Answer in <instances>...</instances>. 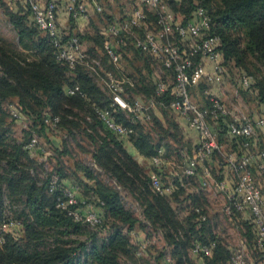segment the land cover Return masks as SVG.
<instances>
[{"label":"trees","instance_id":"trees-1","mask_svg":"<svg viewBox=\"0 0 264 264\" xmlns=\"http://www.w3.org/2000/svg\"><path fill=\"white\" fill-rule=\"evenodd\" d=\"M165 1L175 15L177 13L182 15V22L190 20L197 7H203L207 11L210 24L203 34L219 38L217 48L221 53L223 66L233 62L235 67L249 70L247 63L254 61L264 67V0ZM104 12L96 13L92 18L100 17ZM126 16H121L116 20L122 21ZM150 18L153 19V16L150 15ZM8 19L17 34L20 47L27 53L12 51L0 46V225L6 219L4 216V195L6 193L11 199L21 203V210L14 218L21 221L22 227L19 231L22 232V235H19L18 232L4 234L3 242L0 244V264H118L117 259L120 254L130 253L129 231L139 221L124 208L118 189L99 179H92V183H85L84 189L79 187L82 198L99 208L102 220L96 228L75 222L65 212L58 209L55 205L57 192L49 193L47 191L51 174L45 180L40 181L36 175L31 173L33 172L31 166L36 161L30 157L28 151L24 149V145L34 135L32 129L30 128L26 137L13 149H10L5 141L3 126L6 115L2 109V103L8 99L15 100L16 107L22 114L34 123L39 121L43 127H45L43 115L44 112H47L59 117L58 129L65 132V136L66 134L74 135L83 130L90 138L94 148L93 159L115 178L120 187L128 190L131 194L138 195L137 198L145 204L146 213L153 224H159L164 229L170 225L173 227L172 230H175L178 223L174 220L173 210L169 203L171 197L175 196L182 186L177 185L178 188L168 195L153 193L149 188V177L144 174L143 169L122 144V141L132 143L138 152L147 159L155 153L147 136L140 133L134 139L135 124L132 123L131 116L114 110H112V114L117 121L133 126V133L127 139H123L104 130L97 132V128L101 127V122L95 114L94 107L111 111L110 95L99 89L82 65L69 69L68 65L55 59L47 36L34 24L26 7L11 6ZM112 21L114 20H108L105 26ZM69 24L71 25L69 33L76 34L79 38L85 35L76 29L77 26L73 21H69ZM99 39L100 49L107 58L103 48L106 37L102 32L99 33ZM126 40L125 43H120L117 47L120 59L121 53L128 48ZM131 46L136 49L132 44ZM136 51L157 64V61L151 56L138 49ZM197 61L196 58L195 62L197 63ZM148 65L150 66L147 64L145 69H148ZM164 71L165 74L171 76V71ZM143 76L148 84L144 86L146 88L150 86L148 90L151 91L150 96L154 92V83L160 76L154 72ZM74 84L80 86L85 97L79 94L70 96L65 94V87ZM198 86L201 87V92L206 88L204 83ZM255 86L258 91L257 103L261 105L264 103V77L257 79ZM142 88L144 87L142 86ZM170 90L171 86L163 96L158 98L162 104V106H158L161 117L159 118L152 112L150 119L166 134L170 129L166 125L165 114L173 113L168 107V103L172 99ZM128 101H130L129 97ZM86 117H89L90 120H87ZM167 120L169 121L167 124L180 135L175 117L173 119L170 114V118ZM229 120V117H225L212 121L213 128L218 133L219 144L224 148L225 145H228L230 148L226 153L233 150L239 151L234 140L229 139L226 134ZM188 143L186 142L185 147L192 149L191 144ZM54 151L60 153L62 149L54 147ZM216 153L218 152L215 151L212 154L216 164H212L211 168L220 167L221 162L226 166L220 153L218 154L221 155V158L216 159ZM252 171L255 176L260 174L255 167H252ZM56 172L63 181V172L59 173L57 170ZM74 183L78 185L77 181ZM238 217L247 228L246 233L251 238V249H255L251 221L240 214ZM192 218L194 224L198 226L206 221L200 222L194 209ZM142 219L148 222L146 217ZM140 221L144 223L141 219ZM81 232L87 234L84 241L72 239L73 235ZM102 233H104L103 240L100 243L95 242L96 236ZM165 234V239L171 241L174 246L173 255L177 258L176 264H186L184 249L188 243V237L181 240L183 236L171 235L170 228ZM46 238L50 239V245L40 247L39 245ZM199 239L197 241L204 243L216 242V247L207 260L208 264H218V260L229 262L230 250H225L217 239L213 238L208 241L203 237H199ZM75 242L76 244H72Z\"/></svg>","mask_w":264,"mask_h":264},{"label":"built area","instance_id":"built-area-1","mask_svg":"<svg viewBox=\"0 0 264 264\" xmlns=\"http://www.w3.org/2000/svg\"><path fill=\"white\" fill-rule=\"evenodd\" d=\"M5 1L12 3L11 6L15 8L23 6L29 10L34 24L47 36L57 61L65 63L69 69L82 65L90 77L102 83L111 97L112 109L110 111L94 107V111L104 131L118 138L127 139L133 133V126L118 122L112 110L131 116L133 124L137 121L147 122L151 119L152 112L158 109V106H162L158 98L163 96L171 86L172 99L168 103L169 109L181 117L187 126L197 133L198 137L191 153L185 149L183 151L182 175L185 178H192L198 174L200 169L201 186L213 185L215 190L224 196L225 213H238L251 221L254 247L264 252V190L257 184L252 171V167H255L264 175V149L252 150L256 130H264V103L260 105V114L253 118L241 109H229L217 95L211 92L212 86L219 87L223 83L226 71L222 65L221 53L217 48L219 38L203 34L210 24V17L203 7H197L193 17L182 22L168 7L165 0H138L139 5L122 21H112L105 26L103 35L106 40L103 48L108 63L114 65L119 62L118 44L125 43V39L129 38L136 49L151 56L160 63L164 70L172 72L171 85L157 77L152 95L131 97L128 101L127 92L122 84L132 87L133 84L129 78L122 77L120 80L111 71H102L101 59L91 57L84 49L78 35L69 33L71 29L69 21L86 22L89 21L91 15L103 11L98 1ZM61 18L64 19V23ZM111 37L115 38V44L111 42ZM101 72L104 76H101ZM201 83L206 85L201 92L206 103L200 105L192 100L191 89ZM253 84L254 80L251 75L241 74L239 85L243 89H249ZM64 91L69 96L79 94L85 97V93L78 84L67 86ZM10 115L16 120L25 118L17 107L11 109ZM225 117L230 118L226 126V134L229 139L234 140L239 151L222 154L223 146L218 142V133L214 130L212 121ZM86 119L90 120L89 117ZM43 123L48 131L59 132L58 116L45 113ZM24 149L30 155L35 154L37 150H40L38 138L32 135L25 143ZM215 151L223 155L226 167L230 171L228 178L213 179L210 168L205 165L208 157L212 156ZM50 155L51 153L47 152L45 156ZM150 160L158 173H161L167 164L161 154L150 157ZM158 173L150 177V185L159 194L168 195L178 188L177 185L183 186L182 177L175 171H169L172 180L167 184L162 183ZM47 191L57 192L56 207L75 222L86 224L91 228H96L101 223L102 217L96 206L79 196V186L65 185L56 171L50 175ZM194 210L200 222L206 220V216L199 207H195ZM144 223L148 222L144 221ZM21 227L20 220L12 216L6 217L0 225V244L3 242L4 234L19 232ZM157 233L160 234V231L157 230ZM129 236L137 246V256L152 249L155 243L154 236H141L133 231L129 233ZM215 247V241L207 243L193 241L192 248L199 258L198 264H208L207 260L211 257ZM165 248L166 251L164 249L162 258L158 261H150L151 264H176L169 252V247L166 245ZM230 252L229 264H248L243 246L233 248Z\"/></svg>","mask_w":264,"mask_h":264},{"label":"rangeland","instance_id":"rangeland-1","mask_svg":"<svg viewBox=\"0 0 264 264\" xmlns=\"http://www.w3.org/2000/svg\"><path fill=\"white\" fill-rule=\"evenodd\" d=\"M16 2L17 1H15V3ZM113 2L119 3L116 7L117 9L121 8L120 6H122L124 9L127 7V5L123 4L122 0H114ZM11 4L12 3L5 0H0V46L12 51H22L23 53H27L20 47L17 34L8 19V13ZM104 11L105 12L100 17L96 16V18L93 17L91 21H88V27L85 28L86 30L84 29L82 30L83 32H81L85 35L80 36V40L86 52L91 57L101 59L102 71H111L114 76L120 80L122 77L129 78L133 86L131 87L128 84H122V86L130 99L131 97L141 95H143V97H148L149 94H151V91H148L150 86L147 88L144 86L148 84L144 80L145 76H143L150 74L151 72H154V74L157 73L164 82L171 85L172 78L171 76L165 74V71L161 67L160 63L157 62V64H155L153 61H150L148 58L139 54L136 49L131 46L132 41L129 38L126 40L128 48L121 53L122 57L119 62L114 65L107 62V58H105L104 53H102L100 49L99 33H103L105 24L108 22V20L112 19L114 21H120L116 19L121 17L122 11H120L119 14L115 16H110L109 12H112L109 8L105 9ZM176 16L178 19H182L181 14L177 13ZM73 23H75L76 26L78 25L74 21ZM138 34L141 33L138 32ZM110 40L115 44L116 40L114 37H111ZM147 64H150V66L148 65V69H145ZM247 65L249 70L235 67L233 62L225 64L224 70L226 71V75L224 77L223 83L218 88L221 96L220 99L229 109L238 108L243 110L244 113L250 117H253L254 114L259 115L261 112L260 105L257 103L258 100L256 99V96H258V91L255 86V82L257 79L264 77V67L260 63H256L254 61L247 63ZM242 73L252 76L254 80V87L252 86L249 89H243L239 85V78ZM101 76H104L103 72H101ZM142 82L144 83L143 85ZM94 83L101 91L109 94L100 81L94 79ZM142 86L144 88H142ZM200 88V86L192 88L191 95L193 101H195L197 104H204L205 99L201 94ZM14 107H16V101L13 99H8L2 103V109L5 111L6 115L3 126V130L5 132V141L8 147L13 149L15 145L20 144L24 137H26V134L30 128L32 129V133L38 138L40 150H37L35 154L30 155V157L36 161L31 166L33 171L31 173L36 175L38 180H45L53 171L57 170L59 173L63 172L62 178L64 181L74 185H77L74 183V181H77V186L80 184L79 187L84 189V185H86L85 183H92V179H99L103 183L118 189L121 194V200L123 202L124 208L130 211L133 217L139 221L140 219L144 221V219H142L143 217L147 218L148 223L137 221L129 233L133 231L139 233L141 236H154L155 243L152 245V249L147 250L141 256H137V247L133 240L129 237L131 239L130 253L126 255L120 254L117 259L118 264H151L150 261H158L162 258L164 255V249L166 251V245L169 247V252L172 256L174 246L172 242L167 241L164 236L166 235L165 233L169 231V228L171 235L183 236L181 240L188 237V243L184 249V253L186 255V264H198L199 262V258L194 253L192 248V242L200 240L199 237H203V239L206 241L212 240L213 238L217 239L219 244L225 250L229 249L231 251L233 248L243 246L244 251L246 252L248 264H264V252H260L256 248L251 249V238L246 233L247 228L245 227L243 221H241L240 217H238V214L225 213L224 205L226 200L224 196L221 193H218L213 185H210L209 187L200 186L197 176L185 178L182 175V169L184 168L183 151L185 149L188 153H191L192 149H187L185 147L187 140L181 134L180 129L179 135L175 129L168 125L169 121L167 118H170V114L173 119L175 117L172 112L169 111L170 113L165 114L166 125L170 129L168 134H166L162 129L158 128L152 120L147 122L137 121L134 123V139H136L140 133L145 134L149 140V143H151L155 149L153 156H158L161 154L162 159L167 163L166 166L163 167V171L161 173L157 172L158 170L156 167H154V165H152L153 163L150 158L146 159L143 157L132 143L122 141V144L124 149H126L131 157L137 161V163L143 169L144 174L149 177V179L153 174L158 173L160 174L162 183L167 184L172 180L171 175L169 174L170 170L175 171L179 174V176L182 177L183 186L179 188L175 196L171 197L169 203L171 209L173 210L174 220L178 223L176 224L175 230H172L173 227L170 225L164 229L159 224H153L152 220L148 218L145 204H143V202L137 198L138 195L131 194L128 190L120 187L115 178L111 174L107 173L98 164V162L93 159L92 154L94 148L92 147L90 138H88L83 130H80L79 133L74 135L66 134V136L65 132L60 130L59 132L54 133L48 131L41 123H39V121L35 123L32 122L24 114V119H14L10 115V111ZM157 110L159 111V109ZM102 130V126L97 128V132H101ZM52 139L56 140V143H59L58 148L60 147L62 149L60 153L54 151ZM263 148L264 130L257 129L252 150L259 151ZM47 152L51 153V155L48 157L45 156ZM215 156L216 159L221 158V155L218 153H216ZM205 165L210 168L213 179L219 180L222 177V175L219 173V168H211L208 163ZM198 173L201 177V172L198 171ZM255 178L259 187L264 190V176L261 173H258ZM149 188L153 193H157V191H155L151 185ZM195 207H199L203 211V215L206 216V221L201 226L194 224L192 220L193 209H195ZM20 210L21 203L11 199L5 193L4 216L14 217ZM157 230L160 231V234L157 233ZM18 233L19 235H22V232L19 231ZM86 235L87 234L84 232H81L73 235L72 239L84 241L85 238H87ZM103 235L104 233L97 235L95 242L100 243L103 240ZM50 243V239L46 238L39 246L45 247L50 245ZM72 244H76V242ZM172 257L175 263H177V258L175 255ZM218 264H229V262L227 261L225 263L224 261L218 260Z\"/></svg>","mask_w":264,"mask_h":264},{"label":"crops","instance_id":"crops-1","mask_svg":"<svg viewBox=\"0 0 264 264\" xmlns=\"http://www.w3.org/2000/svg\"><path fill=\"white\" fill-rule=\"evenodd\" d=\"M96 1H98V3L101 4L103 11L105 9L109 8L110 11L112 12V13L109 12V14L113 15V16L118 15L120 11H122L121 16L128 15L134 8H136L139 5L138 0H122L123 4L127 5V7H125V9H124L122 6L119 5L121 8L117 9L116 7L118 6L119 3L113 2L114 0H96ZM93 15H91L90 18H92ZM90 18H89V20H90ZM61 21H62V23H64V19L61 18ZM77 24L78 25H77L76 29H78L80 32H83L82 30H84L85 28L88 27V21L85 22V21L79 20V22ZM211 92L213 94L217 95L219 98H221L218 87L212 86ZM154 113L160 118L161 114L157 109L154 111ZM174 115H175V120H176V123L178 125V128L180 129L181 134L187 140L186 142H189L191 144L192 149H193V147L195 146V144L197 143V140H198L197 133L194 130L190 129L187 126V124L185 123V121L181 117H179L176 113H174ZM257 116H258L257 114L256 115L254 114L253 118H256ZM53 138H55V137H53ZM56 142H57L56 140L52 139L53 146L58 148L59 143H56ZM227 149L229 150L230 148L228 145L227 146L225 145V148L223 147L224 151L222 154L226 153ZM207 163L209 166H212V164L214 165V163L216 164L215 160H213V156L208 157ZM218 168H220L219 173H220V175H222V178L223 177H225V178L229 177L230 171L228 170V168L226 166H224V164H222V162H221V166ZM196 176H197V180L199 181V184L201 186L202 176L200 177L199 173ZM63 182L65 185L72 184V183L66 182L64 180H63ZM79 196L82 198L81 193H79ZM96 209L99 212V208L96 207Z\"/></svg>","mask_w":264,"mask_h":264}]
</instances>
